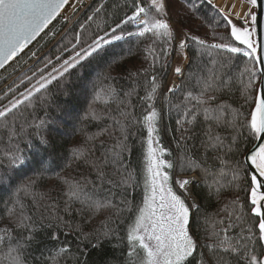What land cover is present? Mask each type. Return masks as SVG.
I'll use <instances>...</instances> for the list:
<instances>
[{"label": "snow or ice", "instance_id": "obj_1", "mask_svg": "<svg viewBox=\"0 0 264 264\" xmlns=\"http://www.w3.org/2000/svg\"><path fill=\"white\" fill-rule=\"evenodd\" d=\"M242 2L255 6L258 0ZM68 4L69 0H0V69H5L10 62L17 66L28 60L42 63V67L35 71L30 66L28 71H31V75L23 73L19 83L9 86L4 97H0L3 99L12 93L7 104H0V141L6 145L0 153V168L3 169L0 171V188H12L16 172L29 163V157L21 145L35 149L34 156L50 146L45 129L50 124V86L54 82L64 84L73 70L83 67L84 62L99 56L105 46L123 40L125 35L136 37L138 43L147 41L143 49L147 66L128 70L126 78L132 82V86L126 90L116 86L118 78L111 75V65L96 74L92 83V100L84 118L102 121L107 116L114 123L88 137V141L102 136L108 139H100L99 155L94 144L87 146L88 141L84 146L71 150L67 166L83 164L87 174L79 177L57 175L62 183L61 191L67 197L63 211L70 215L72 206L79 204L77 212L81 215L87 213L89 220L108 213L101 221L102 227L85 231L83 224L73 223L59 215L55 202L45 204L44 212L37 216L25 201L31 198V205L39 211L41 201L52 200L51 190L36 191L38 181L43 178L41 171L16 185L8 199L3 201V215L0 216V251L3 254L0 255V264H26L24 252L34 247L40 248L41 254L44 251L50 253L48 264H60L61 260L69 258L73 264H88L81 257L88 254L89 248L101 249L114 236L120 239L112 225L114 218L132 210L127 196L131 194L129 189L135 190L138 181L135 169L130 168L129 158L133 152L130 137L135 135L130 130L137 125H142L147 132V137L142 141L144 196L127 230L128 260L125 264H137V261L138 264H233V261L235 264H264V255L256 254L257 249L264 245V60L257 58V49L250 38L255 29L250 31L249 27H239L231 19L232 15L238 18L250 15L255 24L256 15L234 13L235 3L220 6L215 0H202L201 3L184 0L187 13L195 15L203 23L209 22L200 13L201 7L206 4L216 12L230 26L231 37L245 45V50L227 42L224 36L216 37L221 42L208 43L193 34L186 20L174 25L167 0H123V3L111 0V10H107V0H101L87 19L79 24L78 30L73 32L70 26L60 33L54 21L62 16ZM77 4L82 5L83 0H77ZM76 10L73 5L72 12ZM69 18V14H64L59 20L60 24L67 23ZM92 25L103 34L92 33ZM129 26H134L135 31H127ZM161 40L164 47L157 51V41ZM34 41L37 46L29 48ZM48 45L49 51L43 52ZM189 47H195L198 57L205 53L212 56L213 50H221L231 54L243 53L255 63L239 73L241 96L244 105L249 106L246 114L241 111L244 105L233 108L227 100L222 99L231 90L234 79L229 71L230 58L219 62L213 60L210 68L197 65L189 74L187 87L174 80L172 86L167 88L165 106L169 111L175 109L180 114L175 129L180 136L175 142L181 148V155L174 164L163 159L167 150L160 146L163 115L156 108L155 101L163 90V83L158 79L157 66L164 70L161 75L166 74L169 63L166 58L174 51L179 63L172 71L183 78L184 64L189 60L186 49ZM53 49L55 55L51 54ZM132 54L129 49L128 55ZM113 63L117 61L113 60ZM141 77L145 80L144 96H139L137 91ZM193 79L195 85L191 84ZM26 82L28 86L18 91ZM181 90L183 100L178 104L171 103L167 94ZM133 97L147 104L142 119L135 115ZM110 104H115V109H110ZM37 107L44 111L43 117L35 115ZM113 111L115 115H112ZM201 113L203 122L198 120ZM51 123L55 124L56 121L52 120ZM197 124L201 125L199 132ZM189 140H199L204 150L203 156L198 157L193 151L195 144L188 146ZM34 141H38V144ZM251 141L259 143H252L249 148L247 144ZM209 152L214 153L212 160L219 161L216 171L213 169H217V165L209 162ZM241 153L253 170L248 174V201L251 215L258 222L247 229L241 227L240 233L235 236L230 235L244 221L243 205L236 197L221 209L227 213L226 216L204 219L203 231L209 242L200 244L191 224L192 217L200 210V204L191 186L203 182L209 196L220 198L234 182L241 180L240 161L229 163L225 156H239ZM174 167L193 173L188 178L176 180L182 190L179 194L170 183L169 170ZM229 175L230 180L226 179ZM116 190L120 195L118 201ZM101 193L107 195L102 196ZM70 236L75 237V241H70ZM50 244L55 247L54 252ZM203 249H207V252Z\"/></svg>", "mask_w": 264, "mask_h": 264}, {"label": "trees", "instance_id": "obj_2", "mask_svg": "<svg viewBox=\"0 0 264 264\" xmlns=\"http://www.w3.org/2000/svg\"><path fill=\"white\" fill-rule=\"evenodd\" d=\"M179 6L185 9L184 13L176 12L178 16H171L172 23L175 25L180 21H187V27L192 30V32L205 30V37H210L214 42H221L216 39V37L224 36L227 42L232 43L233 46H238L245 50L246 46L239 43V41L234 40L230 35V26L226 25V22L222 20L221 17L218 16L216 12L211 10L206 4L201 7L200 13L207 17L209 23H203L200 19H198L195 15H189L187 13L186 5L184 4V0H177ZM101 2V0H93L75 19L72 23L71 27L73 28V32L79 29V24L83 23L87 16L92 13V10ZM123 3V0H120ZM147 2V0H145ZM197 3H201L202 0H196ZM108 9L111 10V0H107ZM130 14V12H129ZM123 15V13H121ZM249 15L246 18V22H242L238 19H234L233 23L239 27H247L249 26L250 31L254 28V24L248 21ZM58 21V20H57ZM56 22V21H55ZM54 22V24H56ZM110 22V21H109ZM251 25V26H250ZM65 24H60L57 26L60 28V33L64 30ZM70 27V26H69ZM68 27V28H69ZM104 25L101 24V28ZM90 31L92 33L99 32V34H103L100 29H98L95 25H92ZM127 31H135L134 26H129ZM60 33L57 35V39L60 37ZM255 30L252 34V39L254 46L256 47ZM71 36V34H70ZM251 39V40H252ZM53 41L52 43H54ZM208 42V41H207ZM147 41L137 42L136 37H128L125 35V38L120 41H114L111 45L105 46V50L96 56L95 58H90V61L84 62L83 67H78L77 69L72 71L71 76L68 77V80L64 84H57L56 82L50 86V97H49V112L48 116L50 119L49 126L45 129V133L48 136L50 141V146L45 150L42 149L37 155H33L35 153V149H28L25 145H21V147L25 148V154L29 157V163L23 168L21 171H17L13 178L12 188H0V216L3 215L4 204L3 201L7 200L11 191L14 187L29 177H35L37 173L43 172V178L38 181V187L36 188L37 192H47L51 190V201H41V207L39 211L35 209L34 206L31 205V198H28L25 202L31 207L32 211L39 216L42 212H44V205L50 202H55L57 204V211L59 215L64 216L66 219L72 220L73 223H79L84 225L85 231H91L94 228H101V221L108 215V213H104L103 215H98L92 219H88V214L85 213L81 215L77 212L79 209V204H74L71 208V214L65 213L63 211L64 202L67 197L61 191L62 183L57 179V175L61 177H79L81 174H87V169L83 164H75L73 163L71 167H68L69 157L71 154V150L77 146H84L86 141H88V137L98 133L101 129L106 126L112 125L114 121L109 119L107 116L103 118L102 121L92 120L90 118H84L85 113L88 110L89 103L92 100L93 96V88L92 83L95 81L96 74L102 70H107L109 65H111V75L116 76L118 79L116 81V86L121 87L123 89H128L132 86V82L127 79L128 70H135L140 67H146L147 62L144 60V47ZM210 43V42H208ZM212 43V42H211ZM49 47L45 46L43 52H48ZM164 47V42L157 41V51ZM129 49L132 50V55H128ZM189 60L187 61V65L184 70L183 78H179L177 84H183L184 87H187L186 81L188 80L190 72H192L197 65L210 68L212 67L213 60L223 61L227 58L231 59L230 64V75L234 78L231 82V90L228 91L225 95L222 96V99L227 100L233 108H240L241 105H244V99L241 96V87L242 85L239 83V73L245 67H253L254 60L245 56L243 53L231 54L227 52H223L221 50H213V55L209 56L205 53L202 56H197L195 47H189L186 49ZM52 55H55V50H52ZM174 58V51L171 53V56L166 58L169 63L167 65L166 74L161 75L163 73V69L160 66H157V74L158 79L162 80L163 90L160 93L159 98L155 101V106L158 110L162 112L163 119L160 124V146L164 147L167 151L163 159L173 161L176 163L177 157L181 155V148L177 146L176 140L179 139L180 133L176 132V120L179 118V115L175 109L169 111V109L165 106L164 102V94L166 84L171 72V65ZM113 60H116L117 63H113ZM163 63V61H161ZM42 67L41 64H36L35 62L31 65V70L35 71L36 68ZM30 68V67H29ZM29 68L24 70L22 73H16L11 79L8 76H1L0 79V97H4V93L7 91L9 86L19 83V79L22 78L23 73H27L31 75V71H28ZM50 70V69H49ZM7 73V69L5 70ZM10 81V82H9ZM9 82V83H8ZM191 84L195 85L196 81L193 79ZM27 82L22 85L18 91H23L25 87H27ZM199 89L197 88L196 91ZM139 96L145 95V80L143 77L140 79V87L137 89ZM67 93H71V95H67ZM194 94H196L194 92ZM169 100L173 104H178L183 100V90L177 91L175 94L168 93ZM12 98V93L6 98L0 99V104H7L8 100ZM132 103L135 106L134 112L135 115L142 119L143 115L146 114L147 104H142L141 101L133 97ZM103 108V105H100ZM115 104H110V109H115ZM248 105H244L241 108L245 114L248 112ZM44 111L37 107L35 110V115L43 117ZM116 113L113 111L112 115ZM52 120H55L56 123H51ZM198 120L203 122V114L201 113L198 116ZM197 131H200L201 125L197 124ZM171 129L172 131H169ZM111 131V128H109ZM130 131L134 132L135 135L130 137V142L133 145V152L130 160V168L135 169L136 177L138 181V185L135 190L129 189L130 195L127 196V199L131 201V211H124L119 218H114L115 223L112 225L113 228L117 229L119 240L114 236L109 243H106L103 248L93 250L91 248L88 249V254L86 256L81 257V259H86L88 264H125L128 260L127 252H128V243H127V230L130 224L133 223L137 211V207L142 205L143 196H144V184H143V168H144V160H143V151L142 141L147 137V132L143 128L142 125L134 126ZM223 134V133H222ZM247 135V133H245ZM100 139L107 140V136H102L95 141H88L87 146L91 147L93 144L95 145L96 154L99 155L100 152ZM34 143L38 144V141H34ZM252 143L255 141H251L247 144V147H251ZM189 147L193 148V151L196 153L198 157L204 155V150L199 145V140L187 141ZM6 148L4 142L0 141V153H2ZM171 155H168V153ZM209 162L217 165V169H213V171L218 170L219 161L212 160L214 153L209 152L208 154ZM225 159L229 161V163L235 162V160H239L242 165L241 171V180L238 182H234L233 186L225 190V193L217 198L215 195L209 196L206 185L201 182L199 184H194L192 186L193 195L196 197L197 202L200 204L199 212L195 213L192 217V232L197 236L200 244H206L209 241L205 237V233L203 231L204 228V219L206 217L219 219L227 215V213L221 211L226 202H230L234 200L236 197H239V203L243 205V215L244 221L240 222V226L236 227L230 235L235 236L237 233H240L241 227L247 229L252 227L255 223H257V219L251 215L250 204L248 201L249 191H250V178L248 175V170L244 163V156L241 153L239 156H233L229 154L225 156ZM3 169L0 168V171ZM171 175L170 183L174 190L177 191L174 185V179L176 177H186L193 175L192 172L181 171L179 167H174L169 170ZM209 182L211 181V176L208 177ZM226 179L230 180L231 176L229 175ZM117 191V201L120 198L119 190ZM178 192V191H177ZM179 194V192H178ZM101 195H107V193H101ZM52 211V209H49ZM31 214V212H30ZM47 214V213H45ZM2 226V224H0ZM63 239V236H61ZM70 241H75V237H69ZM52 251H55V247L53 245H49ZM73 251H75V245H72ZM3 251H6L4 249ZM203 251L207 252V249H203ZM3 252L0 251V255ZM257 255H264V245H261L256 252ZM142 255V254H141ZM50 253L48 251H44L41 254L40 248H31L27 249L24 252V258L26 264H48V257ZM60 264H73V260L71 258L61 260ZM138 264V261H137ZM233 264L235 262L233 261Z\"/></svg>", "mask_w": 264, "mask_h": 264}, {"label": "rangeland", "instance_id": "obj_3", "mask_svg": "<svg viewBox=\"0 0 264 264\" xmlns=\"http://www.w3.org/2000/svg\"><path fill=\"white\" fill-rule=\"evenodd\" d=\"M235 1H238V2H240V3H242L243 5H245L246 6V12H248V13H254L255 14V9H254V6H251V5H248V4H246V3H244V2H242V0H235ZM91 2V0H83V4L82 5H79V4H77V0H72V3H71V6L69 7L68 6V8L64 11V14H69V16H70V18H69V20H68V22H70V23H72V21H73V19H74V16L77 14V12L78 11H81L82 9H84V7L85 6H87L89 3ZM167 4H168V12L171 14V16H175V17H177L178 18V16L176 15V12H181V13H184L185 12V9L183 8V7H181V6H179V4H178V1L177 0H167ZM73 5H75L76 6V11H75V13H73L72 12V7H73ZM64 14H62V16L59 18V20L60 19H62L63 18V15ZM232 18H234V19H238V20H240V21H242V22H245L246 21V18H247V16L245 17V16H243L242 18H238V17H236L235 15H232L231 16ZM172 18V17H171ZM59 20L58 21H54L55 23H56V26H59L60 25V22H59ZM251 16L249 15V18H248V21L249 22H251ZM67 22V23H68ZM67 23H65V25L67 24ZM174 24V23H173ZM175 25V24H174ZM251 26V25H250ZM247 27H249V26H247ZM250 30V29H249ZM193 34L194 35H197V36H199L200 38H202V39H205L206 41H208V42H214L210 37H205V34H206V31L205 30H199V31H195V32H193ZM255 34V33H254ZM251 39H252V36L250 37ZM39 39V38H38ZM254 40H255V37H254ZM252 41H253V39H252ZM256 43V42H255ZM37 45H36V42H34L29 48H35ZM26 52H27V50H26ZM25 59H27V57L25 56L24 57ZM34 63V61L33 60H28V62L27 63H22V64H19V66H17L16 65V63H14V62H12V63H10L4 70H2L1 72H0V79H1V76L2 77H4V76H8V78H12L16 73H22L24 70H26L27 68H29L32 64ZM179 63V61L177 60V58H176V53L174 52V58H173V62H172V65H171V72H170V75H169V78H168V81H167V84H166V88H165V92H167V88L168 87H171L172 86V83H173V81L175 80V82L177 83V81H178V79L180 78V77H177L174 73H173V71H172V69L177 65ZM186 65H187V62H185V64H184V70H185V67H186ZM7 69V73H6V70ZM4 75V76H3ZM11 81H12V79H11ZM10 82V81H9ZM8 82V83H9ZM192 176V175H191ZM189 176H186V177H176L175 179H174V185H175V188L177 189V191L180 193L182 190H180L179 189V186L176 184V180L177 179H183V178H188ZM193 186V185H192ZM191 186V187H192Z\"/></svg>", "mask_w": 264, "mask_h": 264}, {"label": "water", "instance_id": "obj_4", "mask_svg": "<svg viewBox=\"0 0 264 264\" xmlns=\"http://www.w3.org/2000/svg\"><path fill=\"white\" fill-rule=\"evenodd\" d=\"M70 1L71 0H69V2ZM66 7H67V5L65 6V8ZM254 9H255V15H256V22L254 24V29H255L257 58L260 60H264V0H258L257 4L254 6ZM10 63H12V62H10ZM7 66L8 65H6L5 68ZM2 70H4V69H0V72ZM255 143H259V142L255 141ZM244 163H245L246 168L248 170V174L252 173L253 170L248 165L245 157H244ZM249 178H250V176H249Z\"/></svg>", "mask_w": 264, "mask_h": 264}, {"label": "bare ground", "instance_id": "obj_5", "mask_svg": "<svg viewBox=\"0 0 264 264\" xmlns=\"http://www.w3.org/2000/svg\"><path fill=\"white\" fill-rule=\"evenodd\" d=\"M215 3L220 6H230L231 4L235 3V8L233 9V12H239L241 14L246 12V6L243 5L242 3L235 1V0H215ZM236 16V15H235ZM237 17V16H236ZM243 15H241L242 18ZM185 179V178H183Z\"/></svg>", "mask_w": 264, "mask_h": 264}, {"label": "built area", "instance_id": "obj_6", "mask_svg": "<svg viewBox=\"0 0 264 264\" xmlns=\"http://www.w3.org/2000/svg\"><path fill=\"white\" fill-rule=\"evenodd\" d=\"M70 6H71V4H70ZM70 6H69V7H70ZM85 7H86V6H85ZM85 7H84V8H85ZM82 10H83V9H82ZM63 13H64V12H63ZM68 24H71V23H70V22H68Z\"/></svg>", "mask_w": 264, "mask_h": 264}]
</instances>
